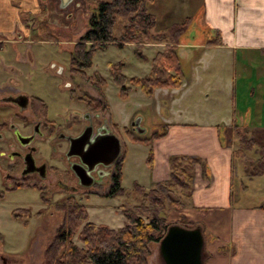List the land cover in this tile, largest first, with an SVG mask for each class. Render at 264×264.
I'll use <instances>...</instances> for the list:
<instances>
[{
	"label": "rangeland",
	"instance_id": "374dc122",
	"mask_svg": "<svg viewBox=\"0 0 264 264\" xmlns=\"http://www.w3.org/2000/svg\"><path fill=\"white\" fill-rule=\"evenodd\" d=\"M200 2L198 0H152L147 2V10L155 19V24L150 30L151 35L142 37L140 42L130 43L134 45H127L123 48H120L117 44H120L118 38L123 34L124 24L127 21L118 17L113 33L115 40L107 44L104 49H97L92 56L91 67L79 71L77 67H72L69 52L87 31L89 18L95 10L96 3L93 0H74V4L71 3L66 8V11L57 13L54 11L55 14L60 16H57L58 19L56 18L57 21L55 19V22L53 20L50 23L47 22L48 25L45 30L50 33L48 41L46 40L48 43L44 44V48L35 50V53L31 56L32 62L27 59V62H29L28 69L22 68L25 70L23 71L24 75L16 78H18V81L25 83L24 88L27 92L42 97L48 103L50 117H56L57 122L61 120L57 114L63 116L76 114L80 118L85 111H90L97 114L99 119L102 117L106 118L107 121L111 122V125H113V120L117 122V127H115L124 141V147L127 139L145 141L150 146L151 140L156 138H152L153 133H162V136L165 132L164 123L166 116L171 117L166 112L169 95H160L164 89L170 88V86H155L152 88V92L148 94L139 84L130 82V79H132L130 78L125 82L129 89L126 96L122 97L120 95V86L113 81L110 65L118 64L121 61L124 65V74L133 76V78H145L143 77L145 75L144 70L146 71L147 67L150 66L152 68L153 59L148 62L149 60L147 61L144 58L142 45H156L161 50L156 54L169 51V47H171L175 52H177V49L181 52L183 58L181 62L179 60L180 67L181 70L183 69L186 79H189L192 62H190L188 57L186 58L188 50L184 46L190 47L192 42H199L198 39H194L192 36L195 33V29L201 30L204 28V26H201L202 18L199 16L201 12ZM51 3L52 5L54 4L53 1ZM150 5V9H148ZM177 26H182L183 30L178 35L177 42H175L172 36H174V29ZM36 28L38 27L36 26ZM43 28L41 26L38 29L42 32ZM15 31V29L12 31V35ZM197 33L203 36L208 32L202 30ZM159 34L165 35V39H156L155 36ZM31 46H36V44H30L29 47ZM4 54L5 52L1 51L0 59H2V62L6 59ZM147 54L151 55L149 52ZM23 66L27 67L25 64ZM170 66L166 65L170 69L169 72L173 76L172 79L178 80L180 84L183 77L182 72L176 74ZM3 68L5 66H0L1 79H5L7 76L6 69L4 71ZM69 70H72V72L70 73ZM59 71L61 72L59 73ZM11 73L15 74L12 71ZM189 80V82H193L194 76ZM64 82H69L70 86H67ZM2 83L0 82V85ZM160 91L162 92L160 93ZM211 94L209 97L210 103L215 105L217 98L214 99ZM14 111L15 108L13 106L6 102H0V119L4 118L7 123L13 121L21 126L23 124L22 115ZM31 113V109L26 111L28 115ZM195 115H197V111H195ZM138 117L141 118L139 125L145 129L142 132L131 127V121ZM173 118L177 117L173 116ZM81 121H78V125H80L79 122L81 123ZM78 125L75 126L74 130L79 128ZM22 129L26 132L29 130V126ZM126 129L129 130V133L126 132ZM2 132L8 135L13 143L15 142L9 129H5ZM234 132L235 130L232 135L234 139L239 141V145L234 146L233 155L235 154L236 156L234 157H240L243 160H236L235 158L236 167L233 168V176L236 188L232 198L243 204L264 203V193L262 192L264 191V176H260L264 172L253 174L250 171L256 166L261 156L260 152H258L259 146L254 144L250 149L242 147L241 141L234 136ZM142 138L148 140H143ZM50 139L55 141L57 145L61 141L55 138L54 134L48 137H39L36 143L38 150L35 152L37 158L48 159L49 163L55 161L52 158L54 154L51 152L49 145ZM1 142L3 151L7 152L12 147V145H5ZM150 149H152L151 146L148 154ZM55 154L59 156L60 152L57 151ZM144 160L145 156L137 152L134 155V161L131 166L126 164L124 170L122 160L121 182L123 183L121 185L122 187L126 186V188L123 187V193L107 195L106 192L113 186V177L116 173L117 165L112 166L113 174L107 183L95 184L90 188L83 187L76 191L64 189L57 184L58 175H56V172L58 169L60 171L65 169L66 162L64 160H61L62 163L59 161L55 162L58 168L50 170L49 179L31 175L26 179L27 185H22L21 181L23 179L19 174L21 161L16 157L9 158L6 154H0V232L3 235V240L0 241V264H41L44 259V249L56 234L63 219V211L57 207V204L63 202L68 196L75 197L76 200L85 205L88 211V220L97 224L106 223L112 228L121 227L126 220L124 209L133 207L140 201L141 193L132 186V179L138 172H141V174L145 173L144 167L147 168V165ZM178 161L182 165L188 163L187 166L190 173L191 171L194 172L193 177L188 179V187L180 184L171 187L176 195L179 196L182 193L180 197L185 203H183L180 210L169 211L164 209L160 213L170 223H184L186 226H194L197 220L200 219L205 228V256H207V252L209 254L204 264H212L211 256L214 255L215 244H218V240L214 233H211L212 231H215V233L219 231V225L217 224L219 214L217 212L213 214L211 211L194 209L196 207L193 204L191 195L195 170L198 168L196 170L198 173L199 169H201L205 175L207 169L205 165H201L198 162L191 163L187 159L181 158L178 160L172 156L169 158L170 170L173 168V170L178 171V174H180L182 165L172 167V164L174 165ZM123 175L124 178L122 179ZM179 176L186 181L183 174ZM167 179L171 180L170 174ZM242 182H246L248 188H245ZM17 184L22 186H17ZM143 188L148 190L152 186L148 189ZM188 192L189 194H186ZM12 211H17L18 214L23 213L24 217L16 218L12 215ZM185 212L188 214H185ZM25 219H27L26 222ZM73 239L77 245L84 247V242L78 233L73 235ZM159 240L150 243L151 252L148 256V264H163L158 252Z\"/></svg>",
	"mask_w": 264,
	"mask_h": 264
},
{
	"label": "crops",
	"instance_id": "0c3cea01",
	"mask_svg": "<svg viewBox=\"0 0 264 264\" xmlns=\"http://www.w3.org/2000/svg\"><path fill=\"white\" fill-rule=\"evenodd\" d=\"M198 1H201L199 16L204 28L194 30L192 37L198 39V43L194 41L192 46H184L188 50L186 58L192 62L189 79L194 76V81L189 82L182 69L180 84L166 88L160 94L169 95L166 112L171 117L166 116L164 134L151 140V165L147 163L150 146L145 141L127 139L123 170L126 164L131 166L137 152L142 153L147 168L144 167V174L138 172L133 177L132 186L137 183L148 189L157 181L169 177V158L172 156H199L205 162L207 171L204 175L201 169L198 173V168L195 170L191 193L194 209L219 214V231L211 233L218 240L211 256L212 264H264V203L243 204L232 198L236 188L233 176L236 155H233V148L239 145L232 133L235 128L264 131V0ZM71 3L74 4V0L60 7L59 0H0V32H4L7 41L0 42V55L1 51L9 49L17 51L25 48L34 54L36 49L44 48L48 43L45 36L50 34L45 30L47 22L54 21L60 16L55 12L66 11ZM36 26H43V31L40 32ZM14 29L18 32L17 36L12 35ZM202 30L208 33L199 35L197 32ZM212 40H216L213 41L216 44L208 43ZM33 43L36 46L29 47ZM117 45L123 48L134 44ZM141 48L148 62L161 51L154 44L142 45ZM176 51L181 62L183 56L179 49ZM16 62L14 59L2 62L7 76L0 78V82H20L16 78L18 75L11 71L19 72L20 77L25 71L22 68L28 69V66ZM150 69L151 66L144 70L143 77L151 72ZM124 75L127 81L133 78ZM210 94L217 98L215 105L210 103ZM236 160L243 159L239 157ZM242 185L248 188L246 182ZM196 223L202 225L204 233L203 222L198 219ZM208 257L207 252L204 261Z\"/></svg>",
	"mask_w": 264,
	"mask_h": 264
},
{
	"label": "trees",
	"instance_id": "16d2710c",
	"mask_svg": "<svg viewBox=\"0 0 264 264\" xmlns=\"http://www.w3.org/2000/svg\"><path fill=\"white\" fill-rule=\"evenodd\" d=\"M93 1L96 3V7L89 18L87 31L81 36L79 42L74 44L70 53V63L79 71L91 67V59L97 49H104L107 44L115 40L113 33L118 17L127 21L124 24L123 34L118 38V42L121 44L140 42L142 37L151 35L150 30L155 24L154 16L147 10V2L152 0ZM182 30V26L175 27L174 36H172L175 42ZM165 37L163 34L155 36L158 40H164ZM213 41L216 40L210 41L209 44H216ZM166 65L170 66L176 74L182 72L178 55L171 47H169V51L156 54L152 61L150 75L145 78H132L130 82L139 84L148 94L155 86H178L179 81L172 79L173 76ZM121 66V63L112 64L110 71L113 81L120 86V95L125 97L129 88L125 85L127 77L122 73ZM34 103L35 110L45 114L46 106L43 101L35 97ZM126 131L129 133V130L126 129ZM161 134L153 133L152 138L161 136ZM234 136L241 141L242 147L250 149L254 144H258V152L261 156L256 166L250 171L253 174L264 172V131L256 132L235 128ZM173 157L205 165L199 156L177 154ZM152 158L153 151L150 149L147 157V163L150 165ZM122 160L123 156L116 164L114 183L106 192L107 195L123 193L121 185ZM187 164L182 165L179 161L172 164V167L182 165L180 174L184 175L186 181L179 176L177 170L172 168L170 171L171 180L157 181L148 190H144L136 183L134 189L141 193L140 201L133 207L124 209L126 220L118 228L88 220V211L85 205L73 196L66 197L63 202L57 204V207L63 211V219L56 234L44 249V259L41 264H148V256L151 252L150 243L158 241L170 223L160 212L164 209L180 210L183 205L180 197L182 193L179 196L176 195L171 187L176 184L188 187V179L193 177L194 172L190 173ZM26 179L21 181L22 185H27ZM21 184H17V186ZM12 215L16 218L24 217L23 213L18 214L17 211H12ZM26 221L27 219H25ZM77 233L83 240L84 247H80L74 241L73 235ZM2 240L3 235L0 232V241Z\"/></svg>",
	"mask_w": 264,
	"mask_h": 264
},
{
	"label": "flooded vegetation",
	"instance_id": "af4514ba",
	"mask_svg": "<svg viewBox=\"0 0 264 264\" xmlns=\"http://www.w3.org/2000/svg\"><path fill=\"white\" fill-rule=\"evenodd\" d=\"M0 42H7L4 38V33L0 32ZM18 32H14V36H17ZM50 36V35H49ZM49 36H45L46 39L49 38ZM73 50V47L70 49L71 53ZM5 54V60L4 61H11L14 59L17 61L20 65V62H22V65L28 66L27 62L28 60L31 61L32 52L30 49L22 48L20 50H13L9 49L8 51H4ZM28 59V60H27ZM0 63H2V59H0ZM3 64V63H2ZM2 64L0 65L2 67ZM71 67V66H70ZM73 67V66H72ZM74 68V67H73ZM61 71H59L60 73ZM71 73L72 70H69ZM18 75V76H17ZM19 72H15V76L19 77ZM69 82H64V84H67V86H70L68 84ZM24 82H3L0 85V102H6L7 104L13 106L15 108V113H19L22 115L23 119V126H19L13 121H10L7 123L5 119H0V142L5 145H12V147L6 151H3V146L0 144V154H6L9 158L16 157L21 161L19 174L21 175L22 179L28 178L31 175H35L37 177H43L46 179H49V172L51 169L58 168L56 161H59L62 163L61 160H64L66 162L65 169L63 171L56 172L57 176V184L60 185L64 189L68 190H76L78 191L80 188H90L91 186L95 184H104L110 181L113 172H112V166L116 165L120 158L124 155V141L121 137V135L116 130V123L113 122V125H111V122L107 121L106 118H97V114H94L90 111H85L82 117H78L76 114L71 115H61L57 114V116L61 119L59 122H57L56 117H50L49 113V105L48 103L40 96L32 95L29 92L26 91L24 88ZM26 96V101L19 100L18 102H13L9 100H3L2 97L4 96ZM38 97L43 101V103L46 106V112L43 114L42 112H38L35 110V103L34 98ZM21 111H20V110ZM32 110V113L30 115L26 114V111ZM37 113V114H36ZM40 114V115H39ZM71 116V117H70ZM77 116V118H76ZM28 119V121H27ZM80 125H78V121ZM85 121V122H83ZM7 123V124H6ZM78 125L79 128L75 129V126ZM29 130L24 132L23 127H28ZM90 126L91 127V135L97 134V133H114L118 138L120 142V151L117 155L115 161L110 165H105L102 162H98L93 165V168L89 169L87 164L83 163L80 159V157L76 153L68 154L69 149V136L76 135L80 133L85 127ZM116 126V127H115ZM132 127V126H131ZM59 128V129H57ZM5 129H9L12 133L14 143L9 138L8 135L3 133L2 131ZM56 129V131H55ZM127 132V131H126ZM54 134V137L58 140H61L58 142V145L55 144V141L51 140L49 142L51 152L54 154L52 156L53 160L52 162H48V159H40L37 158L35 155V152L38 150L37 138L39 137H48ZM57 140V141H58ZM15 146H14V145ZM53 144V145H52ZM60 152L59 156H56L55 153ZM32 160H31V158ZM26 158H30L28 160L29 163H27ZM78 162L81 163L85 170V176L80 177L76 171L73 169V163ZM28 171L24 172L25 169ZM65 179V180H63Z\"/></svg>",
	"mask_w": 264,
	"mask_h": 264
},
{
	"label": "water",
	"instance_id": "95a60500",
	"mask_svg": "<svg viewBox=\"0 0 264 264\" xmlns=\"http://www.w3.org/2000/svg\"><path fill=\"white\" fill-rule=\"evenodd\" d=\"M59 1L60 7H65L71 0ZM2 98L13 102L20 99L26 101L25 95H8ZM140 119L139 117L133 119L131 125L142 132L145 129L139 125ZM91 133V127L87 126L80 133L69 136L68 154L76 153L89 169L98 162L112 164L120 151L119 138L112 132L92 135ZM30 158H26L27 163L32 160ZM73 169L80 177L85 176L86 169L81 163H73ZM28 170L29 168L25 169L23 173ZM158 252L163 264H204L205 237L202 225L196 223L194 226H186L178 222L168 224L159 240Z\"/></svg>",
	"mask_w": 264,
	"mask_h": 264
}]
</instances>
